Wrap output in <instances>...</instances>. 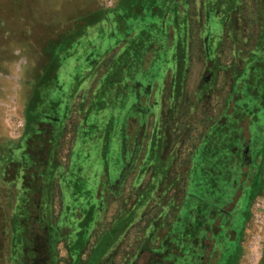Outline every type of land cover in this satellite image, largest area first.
I'll list each match as a JSON object with an SVG mask.
<instances>
[{
	"label": "rangeland",
	"instance_id": "obj_1",
	"mask_svg": "<svg viewBox=\"0 0 264 264\" xmlns=\"http://www.w3.org/2000/svg\"><path fill=\"white\" fill-rule=\"evenodd\" d=\"M214 1L195 0L190 7L186 0H142L143 12L126 18V25L121 27L116 7L124 3L127 10L136 0H0V264H12L10 205L21 195L20 179L17 173H11L2 157L9 146L22 143L27 117L40 101L36 87L46 75L45 48L53 41L61 47L57 86L44 91L48 96L45 102H61V127H72L70 121L76 120L81 129L68 131L67 140L75 137L71 156L66 145L53 159L60 166L58 174L63 173L56 180L62 185L66 206L71 207L61 221H71L72 230L84 228L86 232L81 237L85 239L88 230L103 231L104 221L110 225L116 214L129 212L137 191L146 188L127 223L142 211L137 221L144 220L130 226L104 264H130L138 253V242L150 233V223H158L151 243L158 249L165 236L163 224L179 212L174 204L182 203L185 188L191 192L202 187L198 189L202 193L200 189L207 191L213 183L209 178L214 177L216 190L225 191L230 160L219 158V151L205 145L203 138L228 106L235 72L240 67L237 48L247 47L249 34L253 37L251 43L256 42L261 20L248 22L249 16H235L228 30L230 37L222 41L226 19L214 11V5H210ZM164 2L171 8L166 17L160 9H153V5L163 8ZM253 3L249 0L250 10L254 9ZM113 7L112 20L97 21L105 9ZM189 12L195 20L192 38L188 36V26L184 27ZM203 17L206 26L198 29ZM80 33L81 37L73 40ZM104 58H109L111 69L105 61L100 66L92 64ZM45 108L50 111L48 106ZM258 120L264 130V110ZM137 149L141 150L140 157L118 194L111 184L122 177L125 164L132 162ZM48 157L43 153L41 160ZM194 167L197 172L192 171ZM12 177L16 181L9 182ZM261 177L264 184V159ZM241 194L237 192L236 200L240 198L228 225L239 237L243 232L240 251L235 248L224 256L226 242L220 241L216 252L215 241L209 237L204 264H233L237 252L234 264H264V208L257 206L264 201V186L251 204L246 191ZM107 199L114 202L107 203ZM234 205L235 202L229 204L227 209ZM183 212L184 209L180 214ZM97 222L102 226L95 228ZM141 223L149 224L147 230H142ZM38 225L33 230L37 241L34 248L40 254L35 261L46 264L44 234ZM53 225L56 224L48 225L51 231L55 230ZM126 226L115 225L106 232L103 240L108 241H102L101 253L98 247V257L122 237ZM68 231L61 230L57 245L59 264L74 263ZM93 241L91 236L82 249L83 260L89 259ZM180 253L175 248L163 258L174 264L172 256ZM149 257L146 251L137 261L147 264Z\"/></svg>",
	"mask_w": 264,
	"mask_h": 264
},
{
	"label": "trees",
	"instance_id": "obj_2",
	"mask_svg": "<svg viewBox=\"0 0 264 264\" xmlns=\"http://www.w3.org/2000/svg\"><path fill=\"white\" fill-rule=\"evenodd\" d=\"M141 1L142 0H136L134 6H129L127 10L124 3L121 7H116L117 13L115 14L119 19V26L121 25L122 27L123 24L126 25V18L129 16L133 17L143 12L145 3L142 4ZM172 1L175 2V0ZM186 1L190 7L191 4L193 5V2H195V0ZM252 1L254 2V9L251 10L248 7L249 0H215L214 3L210 4L212 8L214 5V11L226 19L225 28L227 34L225 31L222 36V41L230 37L228 30L233 26L232 22L235 16L240 19L244 18V16H249L247 19L248 22L254 19L261 20L256 42L254 44L251 43L253 37L249 34V37L246 38V42L248 43L247 47L245 49L237 48L240 67H238L239 71L235 72L232 86L233 91L230 98H228V106L218 123L213 124L210 132L206 133L203 138L205 145L207 144L210 145V147H215L219 151L221 154L219 158L223 160L228 158L230 160L229 170L226 168V177H228L229 184L225 191L221 192L219 189L216 190L217 179L210 177L209 179L213 183L210 182L207 191L200 189L202 193H198V189L202 187H197L198 189L193 188L190 190L191 192H189L185 188V191L181 193L182 203L177 204V206L174 204V207L178 208L175 209V211L178 210L179 212L174 216V219L170 221L166 219V222L163 224L166 231L162 245L158 247V249L152 247L151 243L154 242L153 239L155 238L158 223H150V233L144 241L140 237L141 240L138 242L137 246L138 253L134 254V260L130 264H136V259L146 251L149 253L154 252L150 264H173L172 261L168 262L163 257H168L169 253L175 248L182 253L177 257L175 255H173L174 257L172 256L174 264H204L205 253L209 248L206 241L209 237L215 241L214 251L220 246V241L226 242L222 252L224 256L233 249L237 248L239 250L240 248L243 232L241 237H239L234 229L228 228L230 216L240 198L236 200L237 192L241 191L242 196L246 191L248 195L247 198L250 199L251 204L264 186L263 178L261 177L262 161L264 159V132L259 135V132L264 130L257 124L259 121V114L264 110V0ZM164 4L166 5H164L163 8H159L158 5H153V9H160L159 11L166 17L170 13L171 8L168 6L167 2H164ZM210 5L208 6L210 7ZM114 8L115 7L105 9L102 16L97 21L106 22V20H112L114 16L112 11H114ZM176 11L179 12V9L176 8ZM193 20L189 12L188 22L184 23V27L188 26L187 33L191 38L194 35V30L192 29ZM204 20L205 18L203 17L202 23L198 21L200 25L198 29L201 28V26H206V21ZM181 21H183V19ZM128 26L129 25H127V27ZM82 33L73 40L80 38ZM54 43L55 41H53L51 45L48 44L45 48L46 64L48 65L45 67L47 68L45 70L46 75L43 78L44 80L42 79L43 81H41L40 85L36 87V89L39 90L40 101L34 106L31 115L27 117V127L22 143L20 145L14 143L9 146L7 152L2 157L8 162L11 173H17L21 181V195L18 200L17 197H15V200L12 201L10 205V210L13 211V214H11L12 227L10 230L11 246L9 261H12V264H35L34 261L40 255L34 248L37 242L33 232L36 224H39L37 229L44 234V245L47 255L48 252L53 254L51 259L53 264H59L57 245L61 241V230L64 228L69 230L67 232L69 234V239L72 233L76 231L75 229H71V221H61L60 219L63 217V214L71 210V207L65 204L62 185L56 180V178L59 179L58 175H62L63 173L58 174L60 166L56 165L53 159L58 152L66 148V145L68 148V155L71 156L75 137L72 135L71 138L67 140L69 132H75V129L79 132L81 129L78 124L76 125V120L70 121L72 127H69V124L61 127V116L59 112L61 109V102H45L48 96L44 94V91L47 90V93L51 88L54 90L57 86L55 78L59 68L58 49L61 47L59 48L60 45L58 46L57 43ZM58 44H60V42H58ZM103 61H105V65L111 69L109 58H104L101 61H93L92 64L94 66H100ZM47 106L50 108V111H47L45 108ZM245 148H249V153L244 154ZM137 150L133 152L135 157L132 159V162L127 165L125 164L122 177L115 185L111 184L113 191L118 190V194L120 188H122L124 182L133 172L137 164L141 154V150ZM43 153L49 155L48 159L45 161L41 160ZM215 159L212 158L211 160ZM192 171L197 172V169L194 167ZM209 171L213 173L212 169ZM11 181H16V179L12 177L9 182ZM145 189H139L137 191L138 197L129 212L124 211V215L118 216L116 227L124 223L127 225V229H125L120 240L124 238L130 226L134 225L135 222L139 223L144 220L141 218L142 221H137L142 217L143 211L141 210L142 213L131 216V221L127 223L129 221L128 215L133 214L135 207L141 203V198ZM198 195L205 196L200 197ZM234 202L235 205L233 209L228 210L227 206ZM143 203L142 206L146 204ZM182 209H184L183 215L180 214ZM163 215H165V213H163ZM79 216H81V213H79ZM175 220L179 222L176 223ZM148 221L151 220L149 219ZM51 224H56L53 225V227H55L54 231H51L48 227V225ZM141 224L143 226L142 230H147V225L149 224ZM179 226H181V228ZM138 227H140V225H138ZM78 229L79 228H77V230ZM93 231L92 229L88 230V236L85 239L81 237L82 234H76L77 237L73 238L74 240H69L68 243L71 248V255L75 257L73 264L105 263L106 258L104 259V257L107 252H102V256L98 257L97 249L99 247L100 251L99 249L98 251L101 253V248H103L102 246L104 245L102 241H108L103 239L106 236V232L109 230H103L104 234L101 233L100 240H97L95 242L96 244H93L89 259L86 262L81 259L82 249L85 248ZM201 253L204 254L203 257H201ZM237 255L238 252L236 256Z\"/></svg>",
	"mask_w": 264,
	"mask_h": 264
},
{
	"label": "crops",
	"instance_id": "obj_3",
	"mask_svg": "<svg viewBox=\"0 0 264 264\" xmlns=\"http://www.w3.org/2000/svg\"><path fill=\"white\" fill-rule=\"evenodd\" d=\"M116 199H117V196L115 195L114 196ZM110 202H114V199H107V203H110ZM144 206H146V205H144ZM143 207V206H142ZM148 207V206H147ZM144 208V207H143ZM145 209H146V207H145ZM144 210V209H143ZM144 212V211H143ZM81 217H83V215H81ZM117 219H118V215L116 214V216H114L113 217V219H111V222H110V225H107L106 223L107 222H105L104 221V223H102V225H103V227H101V229L103 228V230H111L112 229V226H115L116 225V221H117ZM102 222V221H101ZM100 222V223H101ZM99 222H97L96 223V227L95 228H97V226L100 224ZM258 223H259V221H258ZM101 225V224H100ZM101 225V226H102ZM260 227H261V225H260ZM84 229V228H83ZM80 230V229H78V230H76L74 233H75V237L74 238H76L77 236H76V234H84V230ZM94 231H93V235H92V237H94V241H93V244L98 240H100V237H101V235L103 234V231L101 230L100 232H95L96 230L95 229H93ZM262 230V228L260 229V231ZM102 233V234H101ZM258 234L261 236V233L258 231ZM125 237V236H124ZM71 239H73L72 238V235H71ZM121 240L120 239H118V240H115V244H113L110 248H108V251H107V254H106V256L104 257V259L105 258H107V256L109 255V254H111V252H113L114 250H115V248L118 246V244H119V242H120ZM93 244H92V248H93ZM96 244V243H95ZM74 245V244H73ZM86 246V245H85ZM94 248H95V246H94ZM71 249V248H70ZM89 257H90V255H89ZM81 258H82V260H83V258L84 257H82L81 256ZM88 258H86L85 260H87ZM236 259H237V256H236ZM236 259H234V261L233 262H237L236 261ZM85 260H83V261H85Z\"/></svg>",
	"mask_w": 264,
	"mask_h": 264
},
{
	"label": "flooded vegetation",
	"instance_id": "obj_4",
	"mask_svg": "<svg viewBox=\"0 0 264 264\" xmlns=\"http://www.w3.org/2000/svg\"><path fill=\"white\" fill-rule=\"evenodd\" d=\"M247 153H249V148H245V150H244V154H247ZM204 253V252H203ZM203 253H201V257H203ZM153 254H154V252H150V257H149V259H148V264H150V262H151V260L153 259ZM48 259L46 260V264H53V262L51 261V259H52V257H53V254L51 253V252H48ZM50 258V259H49ZM38 258H36V260H37ZM139 259V257L136 259V264H139V262L137 261ZM56 260V259H55ZM35 262V264H38V263H36V261H34Z\"/></svg>",
	"mask_w": 264,
	"mask_h": 264
},
{
	"label": "built area",
	"instance_id": "obj_5",
	"mask_svg": "<svg viewBox=\"0 0 264 264\" xmlns=\"http://www.w3.org/2000/svg\"><path fill=\"white\" fill-rule=\"evenodd\" d=\"M257 206H258V207H261V208H264V201H260V202H258V203H257ZM262 215H263V214L261 213V217H262Z\"/></svg>",
	"mask_w": 264,
	"mask_h": 264
}]
</instances>
